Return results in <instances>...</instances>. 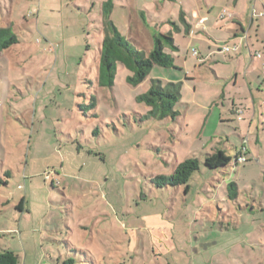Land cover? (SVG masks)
<instances>
[{"label": "rangeland", "instance_id": "374dc122", "mask_svg": "<svg viewBox=\"0 0 264 264\" xmlns=\"http://www.w3.org/2000/svg\"><path fill=\"white\" fill-rule=\"evenodd\" d=\"M21 2L0 0L19 40L0 54V252L19 264H264V156L225 173L202 164L213 150L234 161L237 123L221 126L215 112L205 123V99L184 83L180 36L174 68L154 66L131 86L117 64L113 85L100 86L102 9ZM185 61L196 74L201 62ZM150 80L181 83L174 121L135 101ZM192 156L200 166L187 192L152 186Z\"/></svg>", "mask_w": 264, "mask_h": 264}, {"label": "crops", "instance_id": "0c3cea01", "mask_svg": "<svg viewBox=\"0 0 264 264\" xmlns=\"http://www.w3.org/2000/svg\"><path fill=\"white\" fill-rule=\"evenodd\" d=\"M19 1V5L23 4L22 0ZM68 1L78 11L92 13L102 9L103 19L96 17L93 21H103L101 28L110 23L122 37L126 34L120 28L127 29L128 35L131 29H135L137 39L131 37L129 42L146 53L152 49L154 37L159 35H169L176 47L174 51L178 52L177 38L180 36L185 45V58L179 59V63L184 65V83L193 85L194 100L197 96L205 99L206 104L198 103V107L203 108V115H207L205 123L212 112L216 113L221 126L236 119L237 125L232 127V131L239 141L230 145L234 155L242 141L246 140L248 161L245 164L254 159L262 162L264 15L258 16L253 11L264 14V0H66V5ZM10 4L13 5V0ZM1 7L0 27L12 28L10 9L3 10L6 5ZM223 11L226 14L221 18ZM200 20L203 22L199 23ZM103 36L104 31L100 34V41ZM225 46L230 47L228 52H222ZM192 49L198 53L196 58L191 55ZM171 56L174 65L177 64L175 59L180 57L175 53ZM188 58L193 60L194 66L196 62H201V66L194 69V75L185 66V59ZM220 133L215 128L212 137L228 142L223 129ZM217 151L221 150H213L211 154Z\"/></svg>", "mask_w": 264, "mask_h": 264}, {"label": "trees", "instance_id": "16d2710c", "mask_svg": "<svg viewBox=\"0 0 264 264\" xmlns=\"http://www.w3.org/2000/svg\"><path fill=\"white\" fill-rule=\"evenodd\" d=\"M18 41L11 27H0V53L8 50ZM168 50L170 52L176 50L173 39L169 35L154 37L153 47L146 53L136 49L109 23L104 27V36L99 44L98 81L100 86L111 87L113 85L117 64H121L130 72L126 82L131 86L141 84L154 66L174 68V59ZM180 87L181 83H167L165 87H162L159 80H150L148 91L136 96L135 101L149 108L148 116L159 120L174 121L179 114L175 107L180 97ZM202 164L209 170L220 169L222 171H225L228 166H236L231 158L221 151L206 155ZM199 166L198 158L188 157L178 163L171 174L157 175L150 182L155 188L184 186V191L187 192V183L191 175L199 170ZM227 188L228 198L235 200L237 190L235 183L230 182ZM0 264H19L18 257L12 251L4 250L0 252Z\"/></svg>", "mask_w": 264, "mask_h": 264}, {"label": "built area", "instance_id": "2783aa9c", "mask_svg": "<svg viewBox=\"0 0 264 264\" xmlns=\"http://www.w3.org/2000/svg\"><path fill=\"white\" fill-rule=\"evenodd\" d=\"M225 12L223 11L222 14H221V18H224L225 17ZM253 14H257L258 16H263L264 14L263 13H255V11H253ZM203 21L200 20L199 23H202ZM242 38H245V36H242ZM230 50V47H222V52H228ZM191 55L193 57H197L198 56V53L195 49H192L191 50ZM257 57H259V54L257 53L256 54ZM238 114H241V111H238ZM246 153H247V142L246 140H243L241 145L238 147L236 153H235V156H234V163L236 165H243L245 164L248 159H247V156H246Z\"/></svg>", "mask_w": 264, "mask_h": 264}]
</instances>
